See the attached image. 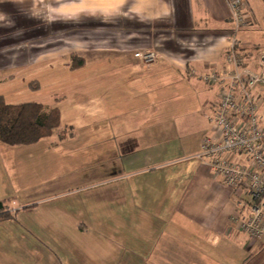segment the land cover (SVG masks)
I'll return each instance as SVG.
<instances>
[{"label": "crops", "instance_id": "obj_1", "mask_svg": "<svg viewBox=\"0 0 264 264\" xmlns=\"http://www.w3.org/2000/svg\"><path fill=\"white\" fill-rule=\"evenodd\" d=\"M243 1L235 48L257 70L264 6ZM232 34L226 0H0V96L42 103L20 99L42 74L61 124L0 142V264H264V236L229 223L239 192L194 158L218 99L200 76Z\"/></svg>", "mask_w": 264, "mask_h": 264}, {"label": "built area", "instance_id": "obj_2", "mask_svg": "<svg viewBox=\"0 0 264 264\" xmlns=\"http://www.w3.org/2000/svg\"><path fill=\"white\" fill-rule=\"evenodd\" d=\"M232 32L220 69L201 74L204 83L218 86V99L207 117L213 134L200 141L196 160L206 165L227 188L238 191L236 209L229 223L249 240L264 236V60L250 69L236 50V33L248 25L243 0H226ZM145 65L154 63L157 52L135 50Z\"/></svg>", "mask_w": 264, "mask_h": 264}, {"label": "trees", "instance_id": "obj_3", "mask_svg": "<svg viewBox=\"0 0 264 264\" xmlns=\"http://www.w3.org/2000/svg\"><path fill=\"white\" fill-rule=\"evenodd\" d=\"M232 29L231 22V32ZM75 59L77 66L83 65L80 57L72 56V60ZM73 62L71 68L76 66ZM60 126V111L57 107H47L38 102L9 104L0 96L1 143L9 146L33 144L51 136ZM10 217L12 214L7 201H0V221Z\"/></svg>", "mask_w": 264, "mask_h": 264}, {"label": "rangeland", "instance_id": "obj_4", "mask_svg": "<svg viewBox=\"0 0 264 264\" xmlns=\"http://www.w3.org/2000/svg\"><path fill=\"white\" fill-rule=\"evenodd\" d=\"M262 4H263V6H264V0H262ZM260 16L262 17V21L264 22V9H261V14H260ZM65 50H67L66 48H64ZM143 49H145V48H143ZM58 50H60V48L58 49ZM69 56H70V59H72V56H76V57H78L77 55H75V54H66V57H65V59L66 60H68L69 61ZM79 58V57H78ZM62 61V59L60 60V62ZM71 61V60H70ZM72 61H74L73 62V64L75 63V62H77V59H75V60H72ZM72 61L70 62L71 64H72ZM71 64H70V66H71ZM35 77H42L41 78V81H42V83H40L39 82V84H40V87H42V91L41 92H39V93H37V92H34V93H31V92H29V93H27V94H25V96H23V97H21L20 99H22V100H29V99H32V100H36V101H41L42 103H49L50 101H51V99H50V97L48 96V88H45L46 86H47V84H48V81H47V79L46 80H44V78H43V76H42V74H41V76H36V74H35ZM35 84L34 83H32V86H34ZM48 87V86H47ZM1 92V91H0ZM4 93V92H3ZM36 95H37V97H36ZM41 95V96H40ZM263 117H264V115H263ZM263 128H264V123H263ZM208 134H205V135H203L202 136V138L204 137V136H207Z\"/></svg>", "mask_w": 264, "mask_h": 264}]
</instances>
